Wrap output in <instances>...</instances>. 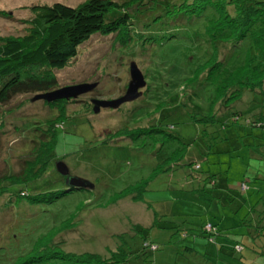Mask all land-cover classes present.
<instances>
[{"label":"rangeland","instance_id":"374dc122","mask_svg":"<svg viewBox=\"0 0 264 264\" xmlns=\"http://www.w3.org/2000/svg\"><path fill=\"white\" fill-rule=\"evenodd\" d=\"M54 1L74 6L84 0H0V35L24 33L27 25L23 21L29 16V6ZM148 53L131 43L122 48L115 34H94L78 47L65 67L54 72L59 88L78 84L90 87L74 97L46 101L31 100V95L22 94L0 105V178L9 172H20L25 160L35 155L32 147L37 135L29 122L43 121L58 111L57 107H62L67 121L56 131L55 162L62 160L68 174L56 171L65 177L64 184L74 189L81 185L70 184L68 176L87 181L81 186L84 191L63 195L51 203H31L26 197L10 202V193L1 194L2 205L10 206L4 210L0 204V236L7 237L9 224H16L18 245H29L35 236L43 234L59 242L63 251L97 253L105 260L123 245L127 251H134L130 254L138 250L140 253L143 241H148L158 248L151 251L147 247L140 259L152 260L151 264L185 262L192 257L191 252L183 249L185 245L200 251L209 246L205 249L213 256L209 260H219L220 264H264L263 236L250 241L253 224L248 228L242 225L252 207L256 208L255 223L256 214L264 206V180L254 178L264 176V163L258 153L255 156L250 151L257 152L259 145L264 144V122L263 126L241 122L229 126L223 130L227 139H222L221 134V140H211L209 149L200 137L199 127L190 122L167 124L165 134L147 130L141 135L101 143L112 132L147 128L156 117L151 111L153 104L148 101L147 109L134 108L136 102L146 100L145 93L116 106L92 111L93 100L111 101L125 94L131 80V64L145 80L152 57ZM161 66V72L166 71ZM157 68L152 67L150 75L158 73ZM178 81L180 89L186 80ZM146 88L143 84L137 90L144 92ZM57 100L66 103L63 106L46 103ZM228 130L235 136L231 137ZM173 147L186 152L182 161L197 158L201 165L198 172H192L186 165L171 168V158L160 164L163 155L175 154L174 149L171 151ZM209 174L214 176L212 184L205 179ZM243 181L245 187L241 185ZM129 192L138 193V199L130 197ZM156 215L158 224L153 225ZM207 222L216 226L217 233L219 230L225 233L215 237L216 245H222L219 250L215 244L204 246L206 238L200 229ZM134 226L144 229L136 232ZM247 229L251 230L249 236L245 234ZM239 239L245 246L241 252H235L232 245ZM132 260L128 264L139 262Z\"/></svg>","mask_w":264,"mask_h":264},{"label":"trees","instance_id":"16d2710c","mask_svg":"<svg viewBox=\"0 0 264 264\" xmlns=\"http://www.w3.org/2000/svg\"><path fill=\"white\" fill-rule=\"evenodd\" d=\"M28 10L29 16L23 21L27 25L24 33L0 35V105L18 95H31L32 100L37 94L59 88L54 72L75 57L82 43L94 34H115L122 48L131 43L152 56L150 68L145 72L144 87L147 85V88L140 91L145 93L146 100H139L134 108H146L148 101V104H153L151 111L156 117L147 128L112 132L102 138L101 143L141 135L147 130L165 134L164 126L167 124L190 122L195 128L199 127L200 137L209 149L211 140H221V134L222 139H227L223 130L229 126L240 125V122L263 126L264 0H84L74 6L54 1L34 3ZM160 66L166 71L161 72ZM152 67H158V73L150 75ZM180 79L186 81L178 89ZM56 102L46 103L62 106L66 103L64 100ZM57 109L43 121L34 119L29 122L37 135L32 147L35 155L25 160L20 172L1 176L0 196L10 193V202L26 197L31 203H51L63 195L84 191L81 186L74 189L64 184L65 177L55 169L58 159L56 131L67 121L63 108ZM228 132L231 137L235 136L233 131ZM187 146L186 141L185 148ZM173 149L175 154L170 157L163 155L160 164L171 158V168L186 165L192 172L201 168L197 158L182 161L186 152H180L177 147L171 151ZM250 151L255 156L258 153V158L264 163V144L259 145V151ZM254 178L264 180V176L254 175ZM205 179L214 183L212 174ZM241 185L246 186L244 181ZM129 194L138 199V193ZM2 206L5 210L10 205ZM262 207L256 214L258 220L255 223V207L251 208L249 216L242 219L245 227L253 224L250 241L259 236L264 238ZM155 217L153 225L158 224L157 215ZM9 226L8 236H0L2 264H128L132 259V262L138 260V264H151L152 260L141 261L140 254L147 247L151 251L158 248L153 242L143 241L142 251L130 254L134 251H127L123 245L105 260L97 253L63 251L59 242L43 234L35 236L29 245H18V235L14 230L17 225ZM143 229L133 227L136 232ZM250 231L247 229L245 234L249 236ZM200 232L206 238V247L211 243V246L215 244V249H221L222 245H216L215 237L225 233L220 230L217 233L214 224L205 223ZM236 245L241 246L239 251L235 249ZM244 246L239 239L232 245V250L241 252ZM183 249L192 251V259L186 258L180 264H220L216 259L210 261L213 256L207 251L203 253L207 248L191 250L190 245H185ZM195 254L204 255L207 261L199 260Z\"/></svg>","mask_w":264,"mask_h":264},{"label":"water","instance_id":"95a60500","mask_svg":"<svg viewBox=\"0 0 264 264\" xmlns=\"http://www.w3.org/2000/svg\"><path fill=\"white\" fill-rule=\"evenodd\" d=\"M140 72L137 70V68L135 67L134 64L130 65V78L131 80L129 81V84L127 86L126 92L123 96H120L119 98L115 99V100H93V106H92V111L93 112H97L100 107H107V106H116L124 101L127 100H132L134 98H136L139 94L140 91L137 90V88L142 87L143 84H145V80L142 79ZM90 87V85L87 84H78V85H73V86H64V87H60L57 88L55 90H52L50 92H46L43 94H37L34 96V99H39V98H43L47 100L50 99H55V98H69V97H74L76 96L78 93H80V91L84 90L85 88ZM132 93V94H131ZM55 167L56 170L62 174V175H67L68 174V169L65 166V164H63L62 160H57V162H55ZM69 180H70V184L72 183H79L78 185H86L85 183L87 182L86 179L80 178V177H76V176H68Z\"/></svg>","mask_w":264,"mask_h":264},{"label":"crops","instance_id":"0c3cea01","mask_svg":"<svg viewBox=\"0 0 264 264\" xmlns=\"http://www.w3.org/2000/svg\"><path fill=\"white\" fill-rule=\"evenodd\" d=\"M180 238H182V237L180 236ZM194 238H195V237H194ZM193 244H195V241H193ZM224 244H225V243H224ZM199 245H200V243H199ZM204 246H206V244H204ZM190 247H191V246H190ZM192 249H194V247H191V250H192ZM207 250H208V247H207ZM188 252H191V253H192V251H189V250H188ZM209 252H213V251H212V250H209ZM191 253H190V254H191ZM203 253L206 254L207 252H206V251H203ZM207 254H209V253H207ZM203 256H204V255H196V254H195V257H197L199 260H202V259H203Z\"/></svg>","mask_w":264,"mask_h":264},{"label":"built area","instance_id":"2783aa9c","mask_svg":"<svg viewBox=\"0 0 264 264\" xmlns=\"http://www.w3.org/2000/svg\"><path fill=\"white\" fill-rule=\"evenodd\" d=\"M207 227H209V225H207ZM235 249H236L237 251H239V250L241 249V246H240V245H236V246H235Z\"/></svg>","mask_w":264,"mask_h":264}]
</instances>
